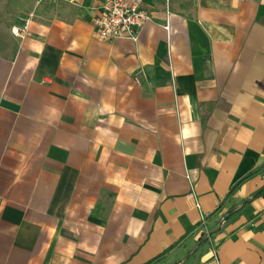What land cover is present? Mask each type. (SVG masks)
<instances>
[{
    "label": "crops",
    "instance_id": "1",
    "mask_svg": "<svg viewBox=\"0 0 264 264\" xmlns=\"http://www.w3.org/2000/svg\"><path fill=\"white\" fill-rule=\"evenodd\" d=\"M106 1L0 0V264H264V0Z\"/></svg>",
    "mask_w": 264,
    "mask_h": 264
},
{
    "label": "built area",
    "instance_id": "2",
    "mask_svg": "<svg viewBox=\"0 0 264 264\" xmlns=\"http://www.w3.org/2000/svg\"><path fill=\"white\" fill-rule=\"evenodd\" d=\"M38 1L57 3L66 0ZM152 14L153 11L144 7L141 0H107L101 12L93 18V24L101 40L131 39L136 41L143 27L152 20ZM12 31L20 35L23 30L15 26ZM197 206L200 207L198 202ZM202 219L203 223H206L204 215Z\"/></svg>",
    "mask_w": 264,
    "mask_h": 264
},
{
    "label": "trees",
    "instance_id": "3",
    "mask_svg": "<svg viewBox=\"0 0 264 264\" xmlns=\"http://www.w3.org/2000/svg\"><path fill=\"white\" fill-rule=\"evenodd\" d=\"M264 166V165H262ZM262 168V167H261ZM251 174V173H250ZM250 174L246 175L243 179H241L235 186L234 188H236L244 179H246ZM263 191V189L259 190L257 193H261Z\"/></svg>",
    "mask_w": 264,
    "mask_h": 264
},
{
    "label": "water",
    "instance_id": "4",
    "mask_svg": "<svg viewBox=\"0 0 264 264\" xmlns=\"http://www.w3.org/2000/svg\"><path fill=\"white\" fill-rule=\"evenodd\" d=\"M255 172V171H254Z\"/></svg>",
    "mask_w": 264,
    "mask_h": 264
}]
</instances>
